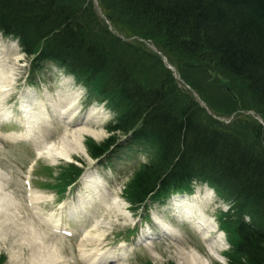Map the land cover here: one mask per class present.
I'll return each mask as SVG.
<instances>
[{
	"label": "trees",
	"instance_id": "obj_1",
	"mask_svg": "<svg viewBox=\"0 0 264 264\" xmlns=\"http://www.w3.org/2000/svg\"><path fill=\"white\" fill-rule=\"evenodd\" d=\"M112 1L120 5L128 15L126 25L117 26L127 33L131 31L134 35L138 34L129 24L134 18L142 23L140 27L145 23L150 31L157 34L158 39L165 41L172 49L178 44L171 42L166 30L156 23L159 24L161 20L168 26L172 25L170 28H176L179 33L178 40L184 39L180 43L183 47H178L185 53V57L192 59L190 65L194 67L191 69L197 75L205 77L209 84L204 81L192 83L193 85L188 80L186 82L206 98L212 91H218L219 97L211 96L209 99L214 98L213 104L219 113L216 99L221 101L222 97L243 99L246 96L250 98L253 108L264 110V0ZM59 3L60 0H0V29L5 33L22 32L30 40L34 39V43L27 46L28 52L43 51L42 56L47 57L45 59L73 68L78 76L93 85L94 89L90 92L92 96L105 98L109 107L116 111L118 118L110 132L119 131L120 135L131 133L127 145L143 149L149 157L147 166L140 168L126 189L128 198L133 202L141 201L160 181L161 184H166L182 179L183 175L177 174L172 167L176 158L174 152L179 150L174 149L172 144L185 139L190 144L189 155L180 154L182 158L178 165L179 170L189 175L194 171L208 175L217 181L223 198L237 201L234 231L237 235L239 231L240 240L230 264H264V146L262 150L255 148L261 146L256 140V134L255 140L245 141L244 130L250 131L251 124H241L237 127L241 129L233 131L221 124L210 127L192 113L186 114L184 109H175L174 104L188 98L177 97V91H173L168 98V89H164L163 85L144 89L145 87L131 79L129 70L123 63L109 71L106 52L95 38L83 40V44L80 42L81 45L68 48L69 53L65 52V43L58 42L53 36L54 29L51 31L50 28L56 25L52 22L51 5L56 9ZM41 19L46 20V23L40 24ZM83 19L84 15L76 14L80 31H84L86 27ZM33 21L36 24L31 27ZM42 25L47 28L42 30ZM65 37L69 38L67 35ZM188 40L192 41V45L185 44ZM90 43L95 45V53L85 50L84 45L89 46ZM60 50L62 56L57 53ZM99 56L104 62L102 67L91 66L93 71L90 73L81 70L88 67L85 62L93 64L99 60ZM227 62L230 67H227ZM210 82L214 83L210 85ZM236 84L240 88L238 96L235 92L232 95L229 90L230 86ZM155 94L164 97L161 111L159 108L154 109L149 103L148 98ZM144 101L147 103L140 108L139 104ZM147 105L152 107V111L145 108ZM145 110L152 112L151 116L142 113ZM183 113L190 117V131L187 133H181L180 126L177 128L172 125L178 122L173 117L174 114ZM257 132L264 143V136ZM117 138L112 136L99 145L90 142L87 145L90 155L100 157L116 143ZM171 149L172 152H169ZM201 159L211 162L217 168L206 170L189 167L192 162ZM72 171L77 173L75 168ZM243 215L251 220L250 225L241 220Z\"/></svg>",
	"mask_w": 264,
	"mask_h": 264
},
{
	"label": "rangeland",
	"instance_id": "obj_2",
	"mask_svg": "<svg viewBox=\"0 0 264 264\" xmlns=\"http://www.w3.org/2000/svg\"><path fill=\"white\" fill-rule=\"evenodd\" d=\"M88 2L91 3L92 5L97 6L100 9V12H101L102 16L104 17L102 19V24L107 28V30L109 32L107 40L110 39L113 41L116 37L122 36L128 41L126 46H123V45L120 46V48L124 47L123 49L114 51L115 56H110L111 59H110V62H108L109 71L113 70V68L115 67V66L113 67V65L115 64L114 62L123 63L124 66L129 70V73L131 75V79L138 81L142 86L145 85L148 87H155V86L163 85L164 89L167 88V89H172L173 91H177V97L185 96L188 99L184 102L178 101L177 104H174L175 109L181 108L187 112L191 111L196 116L199 117L200 121H203L204 123H210L212 121L211 116L216 114V115L225 117L227 120L231 121V125L233 127V130H235V128H237L241 124H243V125L246 123L251 124L252 128L250 131L244 130L245 132H244L243 136H244L245 141H246V139H248L249 141L255 140L254 135L257 132L256 129H259L260 131L264 132V130H261V128L258 126V121H256L257 116H260L261 119H263L264 116H263V114L258 113L257 108L252 107V103H251L249 97H246V96L243 97L244 94L242 93L243 99L242 98L240 99L237 97L236 98L233 97L231 99H228L226 97H224V98L222 97L221 101H218L216 99L217 108L220 110V113H221V115H220L218 110L215 108L216 105L213 104L214 98L212 97V99H209L211 96L219 97L218 91L217 92L212 91L211 95L208 98H206V96L204 94H202V93L199 94V92L195 91L194 88H192V86L190 88L189 86L183 84V81L181 78H184L185 81L188 80L191 85H193L192 83H198L199 81L201 83H202V81H204L207 84H209L208 81L205 79V77H203L202 75H197V72L195 73L194 69L193 70L188 69L189 67L187 65H189V64L185 65L187 67H185V69L183 71L180 70V68H183V67L178 66L177 64H175V62L179 61V62L183 63L184 61H186L183 59V58H185L184 56L175 54L173 52V54L176 56H168V57L166 56L167 60H166V63L164 65V62L162 63L161 58L153 56L151 53L150 47L148 45H146L145 43H143L144 36H145L147 38V40L153 41L151 44L156 45V43L154 41L162 44V40L158 39L157 34L154 31H150L149 28L145 25V23L140 27L139 25H141L142 23L140 24L138 20H135L134 18H132L130 20V23H129L130 27L133 28L134 31L139 34V35L137 34L138 36H135L131 31L129 33H127L126 31H124V29H117L116 28L119 25L125 26L126 25V19H127L126 17L128 16L125 13V10L123 11V9H121L119 7L120 5L118 6L116 4V2H113L112 0H88ZM99 4H100V6H99ZM95 14H97L98 17L100 18V15L98 13H95ZM31 32H33V30H31ZM113 43L117 45L120 43V41H117V39H115V41H113ZM104 45L106 47L107 43H104ZM20 57H21L20 61L26 63L23 65H25V66L27 65V68H25V70L27 71L29 69V64L27 62H29V61L24 55H21ZM20 61H19V63H21ZM182 66H184V65H182ZM17 67H19V66H17ZM214 82H210V85L213 84ZM230 87L232 89V91L229 89L230 93H232V95H233V92H235V95L238 96L240 88L237 86V84L230 86ZM198 99H199V101H198ZM257 120H259V119H257ZM103 129H104L103 131H105V128H103ZM79 130H80V128L75 129V130H72V129H65L64 130V128H56V133L54 134L53 138H54V140L58 139V141L65 139V138H69V134L72 131L78 133ZM107 138H109V136H107V132H105V133L101 132V137L94 139V142L99 144V143H101V141H104ZM85 139H90L89 135L84 134V140L82 141V144H83V142L85 144ZM84 144H83V147L86 149V146ZM255 148L257 150L259 149L256 146H255ZM253 152H254V150H253ZM70 160L71 161L82 160L84 163H86V166H90L91 164H95V162L86 159L85 153H80L78 155L73 153L72 158ZM61 161L65 162L63 160H61ZM49 163H50V161L46 160L41 165L47 166V164H49ZM68 164L69 163H67V162L62 163L61 169L67 167ZM93 168L101 170V172H102L101 166L96 165V166L92 167V169ZM6 172L8 173V171H6ZM6 172H4V173L7 174ZM103 173L106 175L108 174L110 177L112 176L111 172L109 170H107ZM56 174L58 176V172H56ZM8 175L10 178H12L10 174H8ZM51 177H49V178H51ZM36 180H43V179L38 178V176L34 175V179H32V181H35V183L37 184ZM37 185L35 186L36 188H37ZM8 191H10V190H8ZM49 192H51V191H49ZM118 196H119L118 198L120 200L119 204L121 203V205H123V201H124L123 196L122 195H118ZM15 202H17V205H15V206H17L18 209H19V207L24 206V202H20L19 198H17V200ZM18 211H19V215L21 218H26L25 216H23V213H24L23 208L19 209ZM115 211L117 212V208ZM107 215L108 216L105 218L104 225L111 223V225H110L111 229H109V234H107L106 236H109L112 239L120 237V235H121L120 232H122V230L128 229L129 225L132 226V224L134 223V220L130 221L131 218H127V219H125V222L121 221L120 224L116 225L114 223L116 220L114 218L115 217L114 214L108 213ZM1 216H2V213H0V219H2ZM134 219H136V217H134ZM28 223H29V221H28ZM7 226H8V223H7ZM9 226L13 227V225H9ZM3 230H6V226ZM117 233H118V235H117ZM3 235H4V237H6L7 240H5V242L0 243V256L3 255L5 257L6 261L2 260L5 262V264H11V263H9V262H11L10 256H13V253L10 252V249L16 247V250H19V249L21 250L22 247L20 244H18V242L16 243V241H15L16 236H14L12 238L11 234H9V231L6 230L5 233H3ZM1 238L3 239L2 235H1ZM23 239H24V237H23ZM42 240H44L47 244H49V246L51 244H55V247L57 248V250H59V253H60V251H61L60 245L53 242V239L49 241L48 239L42 237ZM25 245L28 246V243L26 242ZM26 246L23 247L24 253L22 255L25 257L21 261H22V263H25V264H32V263H30L29 258L27 259V257H26V256H28ZM227 247L228 246L226 243H224L222 245L223 249H227ZM177 249L178 248H175V247L164 246L162 249H159L158 252L154 253L153 256H149L145 251H142V253L143 252L144 253L141 255V258H138L139 257L138 256V257H136V259L131 261L129 264H145V262L143 263V261L145 260L143 258V256L146 257L147 260H150L149 261L150 263H154V264H181L180 259L177 257V253H176ZM188 249H190V248H188ZM192 249L196 250L200 254L203 253L204 254L203 257L205 256V258L208 255V254L204 253L202 251V249L199 247H197V248L193 247ZM61 254L67 261H70L69 259H67L63 255L62 252H61ZM208 257L206 258L208 264H227L225 258L224 259L222 258V260H215L211 256H210V258H208ZM205 258L203 259L204 261H206ZM216 259H219V257ZM231 263H233V261ZM69 264H71V262H69Z\"/></svg>",
	"mask_w": 264,
	"mask_h": 264
},
{
	"label": "bare ground",
	"instance_id": "obj_3",
	"mask_svg": "<svg viewBox=\"0 0 264 264\" xmlns=\"http://www.w3.org/2000/svg\"><path fill=\"white\" fill-rule=\"evenodd\" d=\"M51 7H52L51 8L52 16L54 17V18L51 17L52 22L54 24H56L57 26L54 25L53 26L54 28L53 27H50V28H51V31H53V29H54V32H53L54 38L58 39V42H60V43H65V46L67 47L66 48L67 50H65V52L69 53L70 49H68V48L72 49L75 46L81 45L80 42L83 44V40L93 39V37L91 36V34L88 31H85V32L80 31L81 26H79L78 23L76 22V14L74 13V11H70V9H68V8H64V7L61 8L59 6H56L58 10H56L54 8V6H52V5H51ZM55 13L57 16L55 15ZM46 19L48 20V17H46ZM148 20L151 21L150 19H148ZM39 22H40V24H45L46 20L41 19ZM154 23H156V21H154ZM35 24H36V22L33 21L31 27L35 26ZM156 24H157V26L161 25L162 27L161 26L160 27L162 29L164 28V30H166L165 32L169 34L168 36H169L171 42H173V43L176 42L179 47H183V45L180 43L181 42L183 43L184 39L182 38V41L178 40L179 33L176 31V28H172V27L170 28L169 26H172V25L168 26L167 24L163 23L161 20H159V24L158 23H156ZM41 28H42V30H45L47 27L45 25H42ZM66 35L69 36V38L67 37V39H66V37H65ZM72 37H74V38H72ZM186 43L189 45H192L191 40H190V42H189V40L186 41L185 44ZM178 46L172 47L171 50L175 54L182 55L185 57L186 56L185 53ZM90 47H92V48H90ZM84 48L89 53H91V51L95 53V51L93 50V48L95 49V45L93 43H90L89 46L84 45ZM57 53L60 56L63 55V54H61V50L57 51ZM185 58H183V59L186 61H184L183 63H181L179 61H178L179 63L175 62V64H177L178 66L183 67V68H180V70H182V71L187 66L189 67L188 69L192 68L190 66L192 59L189 57H185ZM97 59H99L97 62H95L97 64H95V63L91 64V63L85 62L86 63L85 65L88 67L87 68H81V70L90 73L91 71H93L91 69V66L92 67H97V66L102 67L104 65L103 59H101L100 56ZM187 64H189V65H187ZM182 65H184V66H182ZM185 65H187V66H185ZM230 66L231 65L227 62V67H230ZM67 71H69V69ZM220 89L221 88H219V90ZM230 90L232 91V89H230ZM172 93H173L172 89L166 90V95L168 98L172 95ZM137 97H139V96H137ZM141 99H143V98H140V100ZM148 99H149V103H151L154 106V109L159 108V111H161L160 107H161L162 103L164 102L163 101L164 97L159 96L158 94H155V96L148 98ZM145 100H147V99H145ZM25 101H27L29 103H33L34 100L28 98V99H25ZM146 103L147 102L144 101V103L139 104L140 108H143ZM170 104H171V102H170ZM145 108L152 111V109H151L152 107H150V105H147V107H145ZM142 113H146V114L148 113L149 116H151L150 114L152 112H148L145 110ZM189 113L191 114L192 112L188 111L186 114H189ZM186 114H184V113L183 114H174V116H173L178 120V122H176V123L174 122L172 125H175V127H177V128H179V126H180L181 133H187V131H190L189 130V126L191 123L189 120L190 117ZM139 124H141V121L139 122ZM84 134L91 135L92 137H94V139L101 137L100 132H92V131L85 130V129L79 130L78 133L77 132H71L69 134V138L62 139L57 144V148H55V146H53L52 151H48V156L52 159L61 158L63 160H69V159H71L73 153L76 155H78L80 153H87L86 149L83 147V144H82V141L84 140V137H83ZM172 145H173L174 149H179L176 152H174V154H176L175 155L176 158L174 159V161L172 163V167L174 169H176L177 174L181 175L182 171H180L179 167H178V165L181 162V158H182V156L180 154L184 153L185 155H189L188 150L190 148V144L184 139V141L181 140L179 143H177V144L174 143ZM169 152H172V149L169 150ZM177 153H179V154H177ZM203 157L209 158V156H204V155H203ZM210 158H211V155H210ZM189 167H192V169H196V168L203 169L204 168L206 170L217 168V167L213 166L211 164V162L208 163V161H205L203 159L197 160V162H192L189 165ZM218 171H219V168H218ZM0 176H1V174H0ZM214 176H217V175L214 173ZM6 189H7L6 186H2L0 184V213H2V216H1L2 219H0V223H1L0 224V243L5 242V240H7L6 237H4V235H3V233H5V231L7 230V231L11 232L12 238L14 236H16L15 241H16V243L18 242V244H20L21 247L23 246L24 242L30 243V247L28 249L31 252L28 254V256H26L27 259L29 258L30 263H32V264H62V263H65V261H63V259H61L60 254H59V250H57V248L55 247L54 244H51L49 246V244H47L44 240H42L43 235H40V234L36 233V231L30 229V225H28V220H23L22 222H19L18 216L20 217V215H17V213H16L17 209L16 208L13 209V211L15 213H12L10 211L9 206H11V204H10L11 198L9 197V202H8L7 197L4 193V190H6ZM40 198H42V196H40ZM186 204L188 207L193 206V203L191 201H187ZM117 208L120 209V207H117ZM6 222L7 223L10 222V225H13V227L12 226L10 227L9 225L7 226ZM5 226H6V230H3L5 228ZM16 227H18L19 229L15 230ZM23 231H26V232L23 233ZM31 231H32V233L30 235H28V232H31ZM1 235H2L3 239L1 238ZM23 236H24V239H23ZM210 249H211L210 251L213 254H217L216 251L212 247H210ZM10 252L13 253V256H10L11 262H9V263H11V264H25V263H22V261H21L25 257L22 255L24 253L23 247L21 250L20 249L16 250V247L11 248ZM176 253H177V257L180 259L181 264H185V263L186 264H208L207 259L205 257L198 255V253H195L193 250L178 249ZM204 258L206 259V261L203 260Z\"/></svg>",
	"mask_w": 264,
	"mask_h": 264
}]
</instances>
